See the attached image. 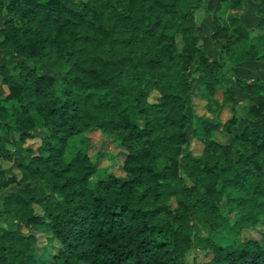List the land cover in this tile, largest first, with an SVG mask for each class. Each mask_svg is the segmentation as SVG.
<instances>
[{
    "label": "trees",
    "instance_id": "obj_1",
    "mask_svg": "<svg viewBox=\"0 0 264 264\" xmlns=\"http://www.w3.org/2000/svg\"><path fill=\"white\" fill-rule=\"evenodd\" d=\"M184 1H0V50L61 73L0 63V162L15 159L6 141L26 154L20 178L0 165V213L49 234L38 245L0 223V264H189L195 250L211 256L190 264H264V228L243 235L264 227V79L223 71V56L264 61V0H221L230 20L211 30L218 59L196 32L208 0ZM246 3L257 7L256 36L241 20ZM224 78L249 97L241 124L235 114L222 125L189 116L192 84L209 109L215 99L234 107ZM189 126L199 156L187 147ZM221 127L232 144L218 138ZM88 130L125 151L122 175L101 168L92 180L103 154L76 144ZM36 137V150L24 147ZM224 231L238 242L215 241Z\"/></svg>",
    "mask_w": 264,
    "mask_h": 264
},
{
    "label": "rangeland",
    "instance_id": "obj_2",
    "mask_svg": "<svg viewBox=\"0 0 264 264\" xmlns=\"http://www.w3.org/2000/svg\"><path fill=\"white\" fill-rule=\"evenodd\" d=\"M190 2H191L190 0L184 1L183 6L186 7ZM246 4L247 5H245L243 8L241 20L244 23V25L247 26V28L251 29L250 35L256 36L257 34L261 33L260 29L255 28L258 20L260 19L256 15L257 7L255 5H250L249 3ZM220 6L221 7L223 6L221 5V0H208V2L205 5L198 8L195 12L196 32L200 38V42L202 43L204 50L208 54H210L214 59H218L219 53L215 48V46L212 44L210 38L213 24L216 20H220L221 22L226 21V23L229 24V20H230V17H227L228 13H225L222 16L218 13ZM5 16L6 14L3 13L2 16L0 17V23L2 21V18ZM223 58L225 61L223 64V71L226 75L233 73L238 77L253 76L264 79V61L254 60L250 62L241 63L237 61V57L235 56V54H232L230 57L223 56ZM16 61H24L25 63L31 66L37 67L41 73L52 74L56 78H59L61 74L58 71H54L46 68L42 63H40L37 60H26L22 56H18V55L6 56L4 54L3 57L0 58V63H4L7 65ZM223 81L224 84L232 87L233 90L236 92L237 101L233 108L230 105L218 107L217 104L215 103L216 101L215 99L211 107L213 109H209L208 107H206L207 100L197 90L196 85L192 84V94L190 96L191 98L189 100L188 109H187L188 115L192 116L196 114V115H202L208 117L209 119L215 118L222 125L235 114V116L239 118L241 124V122L244 120L243 108L250 103L249 97L235 87L233 79L224 78ZM6 92L7 89L4 86L1 91V94H5ZM217 98L218 99L220 98V94L217 95ZM240 124L239 126L233 128L234 132H237L239 130ZM218 138L224 141L226 140L231 144L233 143V136L225 133L222 130V127L219 131ZM11 144L12 143L6 141L4 142V147L9 152L15 155L14 162L1 161L0 165L8 177L15 175L17 178H20V171L16 167V164L19 162H23L25 160L26 154L22 152L21 148H15ZM39 144H40V139L39 137H36L34 139H28L25 142L24 147H28L29 149L34 151L37 149ZM76 144L78 149L87 148L88 154L94 159H96L97 153L103 154L100 156L98 160H96L99 169L96 172V176H94L92 180H94L97 176L103 175L104 171L101 168L107 169L108 171H111L116 175L123 174L121 165L125 151L119 148L118 146H115L107 139H105L98 130L86 131L83 136H79L76 138ZM187 147L195 156H199L203 149V144L201 139L193 135L192 126H189L187 128ZM74 152H75L74 149L67 151L65 157L66 158L72 157L74 155ZM109 155H112L113 158L109 157ZM15 189L16 186L11 185L5 190V192ZM3 195H4V191L0 192V211L2 209ZM34 211L37 214L41 213V210L37 206L34 207ZM0 223L5 227L11 229H17L23 233L35 234L38 240V245L45 244L47 242V238L49 237V234L44 232L29 230L26 227L22 226L20 223H17L14 219L5 217L1 213H0ZM263 228L264 227L261 226L260 229L257 230L244 231L243 235L244 236L254 235L255 237H258L260 231L263 230ZM206 234L207 232L203 230V235ZM214 240L231 244L238 242V236L235 234H231L227 231H224L222 233L214 235ZM210 256L211 254L208 251L202 252L200 250H195V251H190L188 253L186 260L190 264L192 258H195L197 261H205L208 260Z\"/></svg>",
    "mask_w": 264,
    "mask_h": 264
},
{
    "label": "crops",
    "instance_id": "obj_3",
    "mask_svg": "<svg viewBox=\"0 0 264 264\" xmlns=\"http://www.w3.org/2000/svg\"><path fill=\"white\" fill-rule=\"evenodd\" d=\"M3 55H4V52L2 50H0V58H2ZM3 87H4V85H1V87H0V94H1V91H2ZM230 88L233 89L232 87H230Z\"/></svg>",
    "mask_w": 264,
    "mask_h": 264
}]
</instances>
